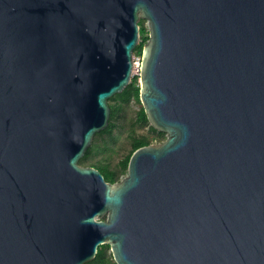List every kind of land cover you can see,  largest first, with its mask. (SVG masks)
Segmentation results:
<instances>
[{
    "label": "water",
    "instance_id": "1",
    "mask_svg": "<svg viewBox=\"0 0 264 264\" xmlns=\"http://www.w3.org/2000/svg\"><path fill=\"white\" fill-rule=\"evenodd\" d=\"M149 38L166 139L82 165ZM264 264V0H0V264Z\"/></svg>",
    "mask_w": 264,
    "mask_h": 264
},
{
    "label": "trees",
    "instance_id": "2",
    "mask_svg": "<svg viewBox=\"0 0 264 264\" xmlns=\"http://www.w3.org/2000/svg\"><path fill=\"white\" fill-rule=\"evenodd\" d=\"M145 20L140 21L141 25V37L142 40L135 49V52L142 56L143 47L149 38V31L145 25ZM138 76H134L130 84L121 92L110 98L111 106V116L109 125L102 131L98 132L96 135L109 134L110 140H105L103 142L95 141L92 146L87 150L86 154L81 158L80 163H86L91 160L90 165L95 166L101 170L105 178L110 182L118 181L123 174H126L128 163L132 153L139 147L152 143L154 140H163L165 133L157 130L152 125H150L148 116L141 106L138 110L137 117L132 121L129 128V139L131 143V150L125 158H123L116 166H112L110 162V157L102 156V153L107 150L112 149L111 142L115 141V130L120 127V121L124 116V112L129 103L133 100L140 102V85L136 84ZM149 125L150 130L147 133H139L138 126ZM153 133V135L151 134ZM108 244H104L99 247L97 256L90 262L86 264H117L113 258H111L107 253Z\"/></svg>",
    "mask_w": 264,
    "mask_h": 264
},
{
    "label": "rangeland",
    "instance_id": "3",
    "mask_svg": "<svg viewBox=\"0 0 264 264\" xmlns=\"http://www.w3.org/2000/svg\"><path fill=\"white\" fill-rule=\"evenodd\" d=\"M145 25L147 26V22H144ZM142 40V37H141ZM141 42V41H140ZM135 55V60L140 61L141 56L139 54H137V52L134 53ZM139 71H136L134 73V76H138V80H137V85H140V75L138 73ZM133 76V78H134ZM142 106L141 101L137 102L135 100L131 101L129 103V105L126 107L125 112H124V116L122 117V120L120 121V127L117 128L115 130V141H110L111 143V147L112 149L107 150L106 152L102 153V156H108L110 157V162L111 165L114 167L116 166L123 158L126 157V155H128L130 153L131 150V143H130V139H129V128L131 126L132 121H134L137 117L138 114V110H140ZM150 127L149 125L146 126H138V132L139 133H147L149 132ZM151 134L153 135V133L151 132ZM166 139V134L163 138V140ZM105 140H110V136L109 134H103V135H95L93 143L95 141L97 142H103ZM161 140V141H163ZM160 140H154L153 143H158L161 142ZM91 160L87 161L86 163H81L82 165H90ZM125 174H123L122 176H124ZM121 176V177H122ZM107 253L108 255L113 258L112 254H111V249L110 246L107 248Z\"/></svg>",
    "mask_w": 264,
    "mask_h": 264
},
{
    "label": "built area",
    "instance_id": "4",
    "mask_svg": "<svg viewBox=\"0 0 264 264\" xmlns=\"http://www.w3.org/2000/svg\"><path fill=\"white\" fill-rule=\"evenodd\" d=\"M134 60H135V58H134ZM140 60H141V58H140ZM140 62H141V61H137V60H135L134 73H135L136 71H139V72H140ZM139 72H138V73H139Z\"/></svg>",
    "mask_w": 264,
    "mask_h": 264
}]
</instances>
